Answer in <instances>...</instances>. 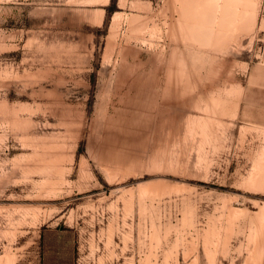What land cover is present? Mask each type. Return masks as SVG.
Listing matches in <instances>:
<instances>
[{
	"label": "rangeland",
	"instance_id": "rangeland-1",
	"mask_svg": "<svg viewBox=\"0 0 264 264\" xmlns=\"http://www.w3.org/2000/svg\"><path fill=\"white\" fill-rule=\"evenodd\" d=\"M263 21L0 0V264H42L45 230L73 264H264Z\"/></svg>",
	"mask_w": 264,
	"mask_h": 264
},
{
	"label": "trees",
	"instance_id": "trees-1",
	"mask_svg": "<svg viewBox=\"0 0 264 264\" xmlns=\"http://www.w3.org/2000/svg\"><path fill=\"white\" fill-rule=\"evenodd\" d=\"M42 237V264H73L70 232L45 230Z\"/></svg>",
	"mask_w": 264,
	"mask_h": 264
},
{
	"label": "bare ground",
	"instance_id": "bare-ground-1",
	"mask_svg": "<svg viewBox=\"0 0 264 264\" xmlns=\"http://www.w3.org/2000/svg\"><path fill=\"white\" fill-rule=\"evenodd\" d=\"M209 5V8H210V5L211 4H208ZM207 5V6H208ZM217 5V4H216ZM204 7V6H203ZM214 7V6H213ZM213 7H211L210 9H207L206 12L208 13L209 12H212V16H214V13H213ZM245 9L243 10L241 16H242V20L243 21H246L244 23H250L252 24L254 22V18H255V11H254V6L253 5H250V7L247 5L246 7H244ZM201 9H204V8H201ZM206 9V8H205ZM204 9V11H205ZM241 9V8H240ZM201 11V10H200ZM203 11V13H204ZM202 13V12H201ZM210 14V13H208ZM203 15V14H202ZM205 15V13H204ZM203 17V16H202ZM211 17V16H210ZM211 19V18H210ZM213 20V19H212ZM262 27H264V21H263V24H262Z\"/></svg>",
	"mask_w": 264,
	"mask_h": 264
},
{
	"label": "crops",
	"instance_id": "crops-1",
	"mask_svg": "<svg viewBox=\"0 0 264 264\" xmlns=\"http://www.w3.org/2000/svg\"><path fill=\"white\" fill-rule=\"evenodd\" d=\"M261 55H262V58L264 60V45H263V48H262V51H261Z\"/></svg>",
	"mask_w": 264,
	"mask_h": 264
}]
</instances>
